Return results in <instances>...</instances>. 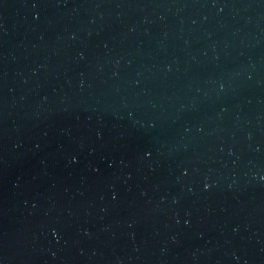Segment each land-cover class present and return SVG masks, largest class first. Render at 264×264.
Masks as SVG:
<instances>
[{"label": "water", "instance_id": "water-1", "mask_svg": "<svg viewBox=\"0 0 264 264\" xmlns=\"http://www.w3.org/2000/svg\"><path fill=\"white\" fill-rule=\"evenodd\" d=\"M0 264H264V0H0Z\"/></svg>", "mask_w": 264, "mask_h": 264}, {"label": "snow or ice", "instance_id": "snow-or-ice-1", "mask_svg": "<svg viewBox=\"0 0 264 264\" xmlns=\"http://www.w3.org/2000/svg\"><path fill=\"white\" fill-rule=\"evenodd\" d=\"M205 187H207V185H205Z\"/></svg>", "mask_w": 264, "mask_h": 264}]
</instances>
